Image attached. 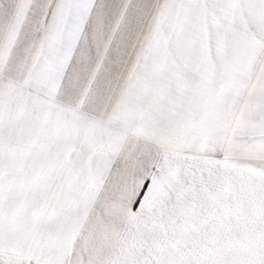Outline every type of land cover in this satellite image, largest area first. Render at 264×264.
Listing matches in <instances>:
<instances>
[{
	"label": "snow or ice",
	"instance_id": "obj_1",
	"mask_svg": "<svg viewBox=\"0 0 264 264\" xmlns=\"http://www.w3.org/2000/svg\"><path fill=\"white\" fill-rule=\"evenodd\" d=\"M0 264H264V0H0Z\"/></svg>",
	"mask_w": 264,
	"mask_h": 264
}]
</instances>
